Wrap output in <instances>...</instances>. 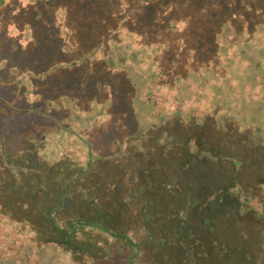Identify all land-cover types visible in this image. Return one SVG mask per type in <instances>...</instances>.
Returning <instances> with one entry per match:
<instances>
[{"label":"rangeland","instance_id":"1","mask_svg":"<svg viewBox=\"0 0 264 264\" xmlns=\"http://www.w3.org/2000/svg\"><path fill=\"white\" fill-rule=\"evenodd\" d=\"M69 1L73 0H0V137L21 133L12 142L16 150L10 161L20 160L27 181L18 190L8 191L15 220L0 208V264L2 255L8 256L9 264H34L36 260L35 264H128L130 258L116 243L119 239L90 223L76 230V238L80 245L88 244L86 249L91 248V252L75 257L70 250L45 243L37 256L43 243L37 231L41 228L48 232L51 224L43 216L45 211L57 214L61 227L82 223L79 198H70L83 194L88 184L72 185L71 181L80 179L79 166H85L93 149L102 144L112 147L114 141L147 134L154 124L161 129L173 119L178 123L180 118L173 116L180 114L185 124L193 117L217 116L227 128L233 127L235 150L247 152L241 157L234 151L237 159L251 157L253 152L248 151L259 147L254 127L264 125V0H203L217 10L216 14L230 18L223 24V34H227L224 42L230 52H223L219 60H208L205 58L210 50L204 47L197 71L190 67L189 58H179L180 52L177 57L175 50L170 53L162 43L145 44L153 37L131 34L125 26L131 23L128 19L108 18L116 16L112 0L95 4L101 10L100 19L88 23L86 12L72 9L68 13L66 6L56 5ZM111 22L121 28L113 30ZM185 27L187 24L181 21L179 28ZM236 27L241 32L237 33ZM235 48L245 53L230 65L229 54ZM188 61L185 68H179ZM159 63L164 67L169 64L170 69L161 73ZM190 114L193 117L187 116ZM170 130L180 129L170 126ZM148 139L155 142L149 135ZM122 143L126 150L130 142ZM106 174L91 176V183ZM113 189L101 185L102 206L113 202ZM17 192L22 195L16 196ZM261 197L252 199L255 209L261 210ZM2 200L0 203L6 202ZM248 216L246 222L235 226L234 234L241 229L244 240H251L245 255L254 253L256 247L264 252V220H257L254 212H248ZM130 219L134 229L139 224L136 213ZM120 220L122 231L125 227L122 217ZM191 222L194 226L195 220ZM170 223L176 225V218ZM112 224L116 225L113 219ZM162 241L155 242L158 246L153 257L152 248L147 253L146 245H142L145 248L140 264H196L194 252H200L206 240H200L197 246L195 240H177L166 246ZM27 252L32 259L29 263L24 262ZM135 253L140 254L139 248L135 247ZM16 255L19 260L15 263L12 260Z\"/></svg>","mask_w":264,"mask_h":264},{"label":"trees","instance_id":"2","mask_svg":"<svg viewBox=\"0 0 264 264\" xmlns=\"http://www.w3.org/2000/svg\"><path fill=\"white\" fill-rule=\"evenodd\" d=\"M99 1L73 0L69 1L70 5L63 2L54 3L58 8L66 6L68 13L72 9L81 14L86 12L88 15L84 18L88 23L90 20L100 19L101 10L95 7ZM112 4L116 16L108 18L128 19L131 23L126 22L125 26L131 29V34L137 32L143 37H153L149 43H144H162L170 53L173 50L176 55L180 52L179 58H189L190 67L195 71L202 64L199 54L204 47L210 50L205 58L208 60H219L223 52H230L224 42L227 34H223V24L230 18L216 14L217 10L211 9L203 0H112ZM181 21H185L187 27L180 29ZM111 25L113 30L121 28L119 24L115 26L111 22ZM235 29L237 33L241 32L240 27ZM220 37H223V40ZM232 46L237 47L236 44ZM244 53L245 50L239 51L235 48L232 54H229V64L232 65L237 61V57ZM189 61L179 64V68H185ZM168 66L158 64L161 73L169 70ZM174 117L181 120L180 114ZM180 120L177 123L173 119L172 122L162 125L161 129L154 124V128L147 131V134L137 135L132 140L124 139L122 142H130L126 150L122 142L116 141L112 147L106 143L93 149L88 163L79 166L80 179L71 181L72 185L78 182L88 184V187L82 184L85 186L83 194L78 196L76 193L70 198H79L78 213L83 219L82 223L79 226H70V223H67L61 227L58 225V215L45 211L43 216H46L51 224L48 232L41 228L37 231L39 239H42L39 241L43 242L42 246H39L37 256L39 257L47 245L45 243H54L57 249L70 250L75 257L85 255L88 250L91 252V248L86 249L88 244L80 245L76 238V230L84 229L81 226L90 223L93 228L108 232L112 237L119 239L116 243L127 253V259L130 258L128 264L141 263L144 245L147 253L148 248H152L150 256L153 257V252L158 246L155 243L157 240H164V246L177 240H195L196 244H193L197 246L200 240H206L201 244V251L194 252L196 264H264V252L256 247L253 248L254 253L245 255L244 251L251 240H244L241 229L234 234L235 226L246 222L248 212H254L257 220H264V125L254 127L259 137V147L256 146L255 151H248L250 154L253 152L251 157L237 159L235 152L241 157L247 152L235 150L232 137L236 131L233 127L227 128L224 120L217 119V116L202 117L199 120L193 117L188 124ZM170 126L180 130L171 131ZM4 134L0 137V200L6 199V202H1L0 208L4 212L9 211L10 218L15 220L13 209L8 204L12 199L8 191L18 190L23 182H27L23 179L20 160L16 159L17 163L16 160L10 161L13 160L16 150L12 142L21 133ZM148 135L155 142L150 143ZM215 141L217 143L214 145ZM117 143H120L119 147ZM102 163H105V166ZM105 172L108 177L104 176L100 181L95 183L94 180L91 183V176ZM102 184H106V188L114 187L110 195L113 202H104L103 206L101 201L104 192L100 190ZM86 193L88 194L85 195ZM260 194L262 208L258 210L252 206L251 201ZM15 195L22 194L17 192ZM133 213H136L139 220H135L139 224L134 229L130 226ZM121 217L125 232L119 231ZM175 218L177 224L173 225L170 219ZM112 219L116 223L114 226ZM192 220H195L194 226ZM159 230L162 236H159ZM134 231L138 232L134 234ZM122 238L125 240H120ZM31 247L33 248L32 245ZM135 247L139 248V255H136ZM208 247L212 252H208ZM1 251L0 247V253ZM190 251L193 254V249ZM28 253L25 254L26 257L22 254L20 256L25 257L26 263L32 261ZM6 257L8 256L2 255L1 264H9L6 263ZM138 258L140 260H137ZM200 258L205 260L198 262ZM18 260L19 256L16 255L12 262L16 263Z\"/></svg>","mask_w":264,"mask_h":264}]
</instances>
